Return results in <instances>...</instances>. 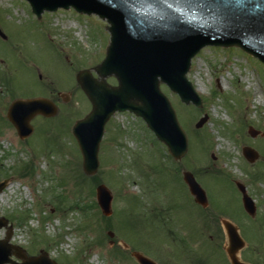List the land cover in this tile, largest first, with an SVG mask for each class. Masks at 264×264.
<instances>
[{"label":"rangeland","instance_id":"374dc122","mask_svg":"<svg viewBox=\"0 0 264 264\" xmlns=\"http://www.w3.org/2000/svg\"><path fill=\"white\" fill-rule=\"evenodd\" d=\"M0 31L6 38H0V181L6 180L0 194V219L8 223L0 229V240L11 227L9 244L27 257L43 254L56 264H137L131 256L134 251L156 264H194L197 259L202 264H226L218 248L221 240L215 235L217 224L208 230L203 218L192 223L181 211L186 201L179 176L182 171L196 170L203 174L200 185L210 207L216 205L228 213L224 217L240 229L246 249L256 250L248 258L245 249L241 260L264 264L261 63L238 49L202 50L187 74L202 108L186 107L161 86L188 138L184 158L171 162L140 119L116 114L105 126L93 182L79 175L81 156L71 129L91 109L77 76L87 71L97 79L95 69L109 44L106 23L72 10L43 13L36 19L24 0H0ZM98 81L117 85L113 76ZM36 97L52 100L58 112L50 120L33 119L32 135L20 140L6 119L7 108L16 99ZM203 115L207 122L195 129ZM249 128L259 134L251 138ZM244 147L257 153L254 163L243 157ZM25 167L32 171L23 173ZM256 173L258 178L252 180ZM234 182L241 183L254 202L253 219L244 218ZM99 184L113 198L107 221L101 220L98 208L87 209L96 204ZM171 204L174 213L168 211ZM19 214L25 216L20 224L16 222ZM243 222L249 230L242 229ZM189 233H193L194 245L188 242V249H181L177 242L186 240Z\"/></svg>","mask_w":264,"mask_h":264},{"label":"water","instance_id":"95a60500","mask_svg":"<svg viewBox=\"0 0 264 264\" xmlns=\"http://www.w3.org/2000/svg\"><path fill=\"white\" fill-rule=\"evenodd\" d=\"M37 17L44 11L74 8L79 13L96 14L110 25V45L106 58L96 69L100 79L114 76L118 87L109 88L97 83L88 73H80L77 81L91 102V112L77 121L72 134L77 141L82 170L92 176L98 169V149L104 126L116 112L128 111L141 118L155 138L166 146L176 161L187 152V138L174 110L160 92V83L179 95L188 105L201 107V101L185 76L190 60L205 46L238 47L264 63V0H27ZM2 36V35H1ZM55 105L46 99L18 100L7 110V120L20 139L32 133L31 120L36 116L52 118ZM204 117L195 128L206 122ZM251 137L257 135L250 130ZM249 163L257 155L249 148L243 149ZM195 202L206 207L203 191L190 173L183 174ZM6 183L0 184V193ZM242 194L245 212L253 217L255 207L242 185L236 184ZM98 206L104 216H110L112 197L107 188L96 189ZM7 222L0 219V229ZM222 226L227 236L226 254L231 264H243L238 253L244 248L237 229L226 221ZM6 239L0 241V264H55L41 256L28 259ZM112 237V234H110ZM132 257L138 264H153L137 253Z\"/></svg>","mask_w":264,"mask_h":264},{"label":"flooded vegetation","instance_id":"af4514ba","mask_svg":"<svg viewBox=\"0 0 264 264\" xmlns=\"http://www.w3.org/2000/svg\"><path fill=\"white\" fill-rule=\"evenodd\" d=\"M196 181L199 183L200 179L197 175H194ZM182 180V178H181ZM183 183V182H182ZM183 189H184V197H185V205H181V211L183 213V215L188 218L189 222L192 223H196L199 221V219L201 218H207V219H216L219 223H220V218L217 217V215H215L213 208L212 207H208L207 209H202L200 206H198L197 204H195L193 197L190 195V193L188 192V189L186 187V185L183 183L182 184ZM179 206V205H178ZM180 207V206H179ZM168 211H172L173 213L175 212V206H171ZM168 212V214L170 213ZM216 232V231H215ZM170 233V232H168ZM217 239H221V250H222V254H223V258L226 260L225 254H224V245H225V238H224V233L222 232V229L220 227L219 233L216 232ZM189 236H187L188 238L185 239H180L179 243L181 245V248L187 249V245L188 242H192V245H194L193 240H194V236L193 233H189ZM195 236H198V232H196ZM198 260V261H197ZM196 260V263L194 262V264H202L199 263V259ZM227 262V260H226Z\"/></svg>","mask_w":264,"mask_h":264},{"label":"trees","instance_id":"16d2710c","mask_svg":"<svg viewBox=\"0 0 264 264\" xmlns=\"http://www.w3.org/2000/svg\"><path fill=\"white\" fill-rule=\"evenodd\" d=\"M28 170L29 169H27V172H28ZM26 171V169H23V173ZM253 176H256L255 174L253 175ZM93 182L94 181H96L95 179L94 180H92ZM78 203H76V205H77ZM16 222H18V223H23V222H25V216L23 215V214H21V215H19V216H17V218H16Z\"/></svg>","mask_w":264,"mask_h":264},{"label":"bare ground","instance_id":"6f19581e","mask_svg":"<svg viewBox=\"0 0 264 264\" xmlns=\"http://www.w3.org/2000/svg\"><path fill=\"white\" fill-rule=\"evenodd\" d=\"M8 189H10V190H11V189H12V187H9Z\"/></svg>","mask_w":264,"mask_h":264}]
</instances>
